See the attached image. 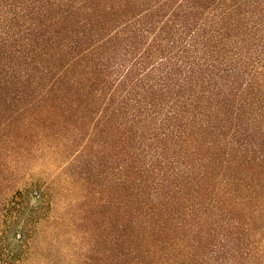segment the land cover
Segmentation results:
<instances>
[{
    "label": "trees",
    "instance_id": "1",
    "mask_svg": "<svg viewBox=\"0 0 264 264\" xmlns=\"http://www.w3.org/2000/svg\"><path fill=\"white\" fill-rule=\"evenodd\" d=\"M0 264H264V0H0Z\"/></svg>",
    "mask_w": 264,
    "mask_h": 264
},
{
    "label": "rangeland",
    "instance_id": "2",
    "mask_svg": "<svg viewBox=\"0 0 264 264\" xmlns=\"http://www.w3.org/2000/svg\"><path fill=\"white\" fill-rule=\"evenodd\" d=\"M62 166V165H61ZM42 174H39L40 177ZM91 198V197H90ZM97 198V197H96ZM77 196H72L71 198H58L56 203L54 204V210H53V216L55 218L70 220V215L65 214L67 211L74 212L79 208V204H77ZM95 199V198H94ZM93 199V200H94ZM91 199L87 198L86 201H90ZM71 207V208H70ZM65 208H68V210H65ZM57 227H46L43 228V230L39 233V240H49L52 242H55L57 244H66L67 242H85L87 238H89L86 235V232L88 234H91L94 228H81L77 229L74 227H70L69 229L66 228V226H63L62 224H57ZM87 236V237H86ZM91 236V235H90ZM86 239V240H84ZM78 240V241H77Z\"/></svg>",
    "mask_w": 264,
    "mask_h": 264
}]
</instances>
